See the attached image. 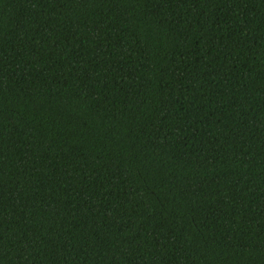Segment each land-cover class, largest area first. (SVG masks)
Masks as SVG:
<instances>
[{"label": "trees", "instance_id": "obj_1", "mask_svg": "<svg viewBox=\"0 0 264 264\" xmlns=\"http://www.w3.org/2000/svg\"><path fill=\"white\" fill-rule=\"evenodd\" d=\"M0 264H264V0H0Z\"/></svg>", "mask_w": 264, "mask_h": 264}]
</instances>
